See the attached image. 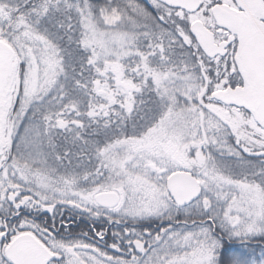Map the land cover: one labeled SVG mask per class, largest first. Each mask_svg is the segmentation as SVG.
Returning a JSON list of instances; mask_svg holds the SVG:
<instances>
[{
	"label": "snow or ice",
	"instance_id": "1",
	"mask_svg": "<svg viewBox=\"0 0 264 264\" xmlns=\"http://www.w3.org/2000/svg\"><path fill=\"white\" fill-rule=\"evenodd\" d=\"M0 264H264V0H0Z\"/></svg>",
	"mask_w": 264,
	"mask_h": 264
}]
</instances>
